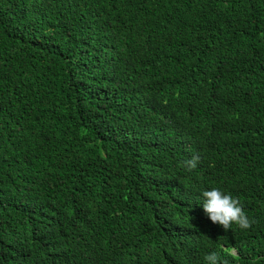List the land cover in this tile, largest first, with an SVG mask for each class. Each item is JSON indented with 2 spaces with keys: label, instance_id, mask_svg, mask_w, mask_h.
Wrapping results in <instances>:
<instances>
[{
  "label": "trees",
  "instance_id": "1",
  "mask_svg": "<svg viewBox=\"0 0 264 264\" xmlns=\"http://www.w3.org/2000/svg\"><path fill=\"white\" fill-rule=\"evenodd\" d=\"M213 252L264 264V0H0V264Z\"/></svg>",
  "mask_w": 264,
  "mask_h": 264
},
{
  "label": "clouds",
  "instance_id": "2",
  "mask_svg": "<svg viewBox=\"0 0 264 264\" xmlns=\"http://www.w3.org/2000/svg\"><path fill=\"white\" fill-rule=\"evenodd\" d=\"M199 161L198 156H193L191 159L185 160L184 167L191 171L197 166ZM203 197V211L210 218L213 224H218L227 231L233 224L240 229H248L251 227V222L240 206L238 199L231 195L224 194L219 189L204 190L201 193ZM205 260L209 264H218L219 257L213 252L205 256ZM224 264H227L225 261ZM255 264V262H253Z\"/></svg>",
  "mask_w": 264,
  "mask_h": 264
}]
</instances>
